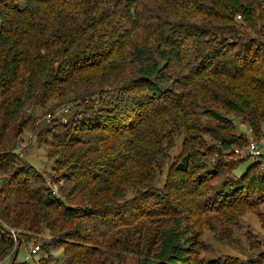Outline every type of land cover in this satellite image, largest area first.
<instances>
[{
	"label": "trees",
	"instance_id": "trees-1",
	"mask_svg": "<svg viewBox=\"0 0 264 264\" xmlns=\"http://www.w3.org/2000/svg\"><path fill=\"white\" fill-rule=\"evenodd\" d=\"M15 1H0V129L6 127L7 115L15 116L24 107L14 92L23 71L28 78L25 101L35 99L44 105L51 97L75 101L98 98L104 105L96 110L98 115L92 111L96 116L90 120L93 126L86 127V136L53 134L54 143H58L54 144L57 150L51 154L60 156V167L64 169V185L59 196L46 185L44 175L35 167L26 163L19 168L15 152H0L3 171L18 168L0 189V263L14 256L18 246L6 225L20 230L17 238L22 244L30 241V235L45 230L52 232L47 243L52 247L66 241L63 237L68 236L83 241L87 247L73 255L78 260L73 263L81 264L80 256L88 255V260L94 257L92 261L99 255V250L91 253V249L104 231L134 224L143 217L179 215L183 206L176 188L180 187L169 181L159 187L161 180L155 166L167 157L176 130L184 132V150L189 152L179 170L185 178L184 188L199 195L198 188L190 187L191 165L203 164L195 151L190 153L193 139L190 133L198 129L197 122L189 118L193 115L188 109L192 100L207 106L217 102L216 93H222L226 100L224 97L220 101L233 113L248 114L247 121L255 132L259 122L264 121V79L258 82L254 78L263 45L253 34L238 29L245 24L251 27L255 2L264 12V0H152L153 7H147L150 10L146 12L136 8L140 0H23L25 5H16ZM120 6L122 10L118 11ZM179 11L182 17L190 13L193 21L163 22L165 16L170 19L172 12ZM114 15L131 17L130 27L116 24L112 20ZM137 26L152 29L164 39L167 46L158 48L157 56L166 62L165 66L150 47L127 41L129 30ZM178 27L181 32L176 40L170 29ZM227 36L232 41L238 40L234 47L242 46L235 58L215 46V41H226ZM172 56L192 65L194 87L205 82L208 74L216 76L209 89L203 87L185 94L187 104H181L178 99L174 78L177 70L166 74V68L176 67ZM216 58L223 63L219 72H213V67L209 69L208 65ZM199 59L202 67L195 71L194 63ZM166 83L170 87H163ZM249 85L256 91L254 97L247 92ZM167 104L175 110L182 105L181 115L185 119L163 123L158 113ZM130 106L135 110L134 116L128 110ZM207 114L226 122L225 125L231 123L215 110L208 109ZM98 129L107 133H90ZM5 138L1 132L2 149L10 145ZM53 141L48 143L51 147ZM220 142L223 149L230 150L237 138L227 136ZM251 166L243 180L261 190L264 169L255 173ZM127 174L132 175L133 193L126 199L119 184ZM244 188L240 181L232 191L213 196L207 211L235 205L254 207L255 200L242 193ZM256 201L264 203V197L258 196ZM175 202L178 204L174 205ZM258 215L264 224V214ZM76 221L79 225L85 223L81 224L83 229L74 227ZM181 240L178 231L162 235L155 258H146L144 264H191L190 256L196 244L191 242L186 247ZM77 243L69 249L80 247ZM32 260L17 258L13 264H32Z\"/></svg>",
	"mask_w": 264,
	"mask_h": 264
},
{
	"label": "rangeland",
	"instance_id": "rangeland-1",
	"mask_svg": "<svg viewBox=\"0 0 264 264\" xmlns=\"http://www.w3.org/2000/svg\"><path fill=\"white\" fill-rule=\"evenodd\" d=\"M15 4L25 5L23 0H17ZM147 7H153L152 0H140V4L136 8L140 12L143 9L146 12L149 9ZM120 10H122L121 6L118 7V11ZM168 17L170 19L165 16L164 23L169 22V20L181 24L193 21L190 13L187 17H182L180 11L172 12ZM131 19V17L124 18L122 15L112 16V20L116 21V24H126L128 28ZM237 20L242 21L240 16H237ZM166 27H168V24H166ZM238 29L253 34V38H257L258 42L260 41L263 45L258 55L259 67L254 77L257 81L262 80L264 79V12L259 3L255 2L254 23L251 27L245 24ZM154 32L152 29H142L137 26L129 30L127 41L132 44L150 47L153 54L157 56L158 48L162 49L167 45L164 44L165 41H163L161 35ZM180 32L179 27L175 30L170 29V33H174L176 40L179 39ZM237 42V39L235 41L231 39L215 41V46L233 54V58H235L234 54L242 48V46L234 47ZM157 58L162 66L166 65L165 61L158 56ZM171 59L172 64L174 63L176 67L166 68L165 70L166 74L170 72L173 74L175 70L178 72L174 78L175 87L178 88L177 91L180 94L178 99L181 104H187L188 99L183 98V96L188 94L190 90L199 91L203 87L209 89L216 77L208 74L209 77L205 79V82L198 83L194 87L196 77L190 72L192 65L186 63L185 59L181 57L172 56ZM208 65L209 69L213 67V72H219L223 68V63H220L218 58ZM201 67L202 61L199 59L194 63L195 71H198ZM27 83V73L23 71L21 81L14 87V92L21 98L24 107L19 108L15 116L7 115L6 118L3 117L7 125L5 128L0 129V134L1 132L5 133V139L10 142V145L4 149L0 148V152H15L17 154V166L20 168L22 165L29 163L35 167L44 175L46 185L59 196L64 185V169L60 167V156L51 154L52 150H57L54 144L58 143V141L54 143L53 134L60 132L68 134L69 137H71L70 134H73L78 138L86 136L88 133L86 127L93 126L94 123H91L90 120L99 114L96 110H100L104 103L98 98L75 101L74 98H64L62 100L61 98L51 97L47 99L44 105L39 104L35 99L25 101L24 92ZM163 87H170V83L164 84ZM249 87L247 92H251L254 97L256 91L252 86L249 85ZM134 91H137V89ZM113 95L111 94V96ZM214 97L217 99L216 103L210 102V104L204 106L194 99L191 101V106L188 107L193 114L189 117L193 118L190 121L197 122L198 125V129H194L190 133L191 138H193L189 145L190 153L195 151L197 158L203 161L202 165L195 163L190 167L192 175H190L192 178L190 187L191 189L198 188L199 195L191 194L188 192L190 189L183 186L185 178L183 173L180 172L179 166L189 150L188 152L184 150V132L181 133V131L176 130L168 147L167 157L163 163L155 166V171L159 174L161 180L158 184L159 187L164 186L168 181L169 184H177L180 187L176 189L180 191L177 196L181 200L180 204L183 206V211L176 216L143 217L134 224L121 225L111 231H104L100 235L98 243L94 244L96 246L92 245L91 253L96 249L99 250V255L95 257L96 261H90L94 257L88 260V255L80 256L81 264L83 262H88V264H144L146 258H155L161 236L173 231L181 233V244L184 246H190L191 242L196 244V249L190 256L191 264H213L211 263L213 261L218 262V264H264V224L258 215L259 213L264 214V203L260 204L256 201L258 196L264 197V185L261 190H258L250 187L249 183L243 180L246 175L245 171L251 165L250 170L255 173H260L264 169V155L254 158L248 153L249 146L253 142L264 147V121L259 122L258 131L255 132L247 121L248 114L231 112L226 107L225 102L220 101V98L225 97L224 94L216 93ZM12 108H15V106ZM132 108L130 106L128 110H130L131 116H134L135 110ZM208 109L215 110L219 115L228 118L231 123L225 125L226 122L214 119L207 114ZM160 110L162 112H159L158 115L163 123L166 120L169 123L171 119L174 123L179 122L186 117L182 118V105L175 110L167 104ZM92 111L97 114L94 115ZM1 121L0 116V128ZM90 133L92 135H104L107 132L98 129ZM227 136L237 138V143L230 150L223 149L220 142L223 137ZM51 141H53L52 147L48 144ZM17 169L13 170L10 167V170L3 171L0 167V189L10 181ZM131 176L129 174L123 176L119 184L125 193L124 197L126 199L133 193L131 190L133 182ZM240 181L245 186L242 193L248 195L249 199L255 200L254 207L248 208L245 205H235L231 208L207 211V206L212 205L211 198L213 196L232 191ZM176 204L178 202L174 203V205ZM81 224L85 225V223ZM81 224L79 225V221H76L74 227L83 229ZM6 226L11 230L16 244H18L17 248H20L18 260L25 261L27 251L34 246L44 245V248L42 246L39 253L33 256V260L31 259L32 264H74L73 261L78 260H74L73 255L87 247L83 241L72 239L71 236L63 237L69 241L60 240L61 242L58 241L60 243L57 247L49 246L47 243L51 241L52 232L48 230L30 235L28 239L30 241H24L23 244H20L21 241H18L17 238L20 230ZM75 242L81 244L80 247L70 250L69 248ZM13 257L10 256L0 264H12Z\"/></svg>",
	"mask_w": 264,
	"mask_h": 264
},
{
	"label": "built area",
	"instance_id": "built-area-1",
	"mask_svg": "<svg viewBox=\"0 0 264 264\" xmlns=\"http://www.w3.org/2000/svg\"><path fill=\"white\" fill-rule=\"evenodd\" d=\"M248 153L254 158L258 157V156H262V155H264V147H263V145H260L258 143L253 142L249 146ZM40 250H41V248L39 245L31 248L29 251H27V253L25 255V261L31 260L33 258V256H35L36 254L39 253Z\"/></svg>",
	"mask_w": 264,
	"mask_h": 264
},
{
	"label": "water",
	"instance_id": "water-1",
	"mask_svg": "<svg viewBox=\"0 0 264 264\" xmlns=\"http://www.w3.org/2000/svg\"><path fill=\"white\" fill-rule=\"evenodd\" d=\"M21 244V242H20ZM19 252H20V248L18 247L15 251V254H14V257H13V263L16 261V259L18 258V255H19ZM12 263V264H13Z\"/></svg>",
	"mask_w": 264,
	"mask_h": 264
}]
</instances>
